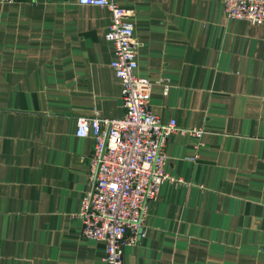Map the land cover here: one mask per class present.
Instances as JSON below:
<instances>
[{
    "label": "crops",
    "instance_id": "crops-1",
    "mask_svg": "<svg viewBox=\"0 0 264 264\" xmlns=\"http://www.w3.org/2000/svg\"><path fill=\"white\" fill-rule=\"evenodd\" d=\"M115 2L149 109L202 130L167 135V177L122 263L264 264V23L226 17L222 0ZM108 22L75 0L0 2V264H105L79 234L93 140L74 128L123 111Z\"/></svg>",
    "mask_w": 264,
    "mask_h": 264
},
{
    "label": "built area",
    "instance_id": "built-area-1",
    "mask_svg": "<svg viewBox=\"0 0 264 264\" xmlns=\"http://www.w3.org/2000/svg\"><path fill=\"white\" fill-rule=\"evenodd\" d=\"M13 0H0L11 2ZM78 4L105 7L109 22L103 32L112 45L109 66L120 83L122 114L98 116L95 111L75 119L74 134L91 136L87 159L88 187L79 201V234L103 242L105 264H123L121 246L140 235L146 205L167 177L164 143L170 132L199 136L200 128L177 126L173 119L159 121L149 109L152 81L134 72L136 40L131 11L115 0H75ZM226 17L251 24L264 23V0H222ZM162 92L167 83L159 79Z\"/></svg>",
    "mask_w": 264,
    "mask_h": 264
}]
</instances>
